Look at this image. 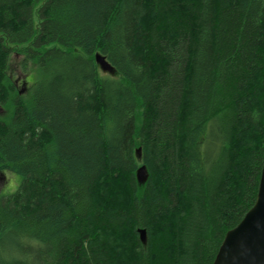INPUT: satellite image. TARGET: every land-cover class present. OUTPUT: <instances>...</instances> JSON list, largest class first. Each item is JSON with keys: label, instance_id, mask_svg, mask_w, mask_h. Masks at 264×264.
I'll return each instance as SVG.
<instances>
[{"label": "trees", "instance_id": "1", "mask_svg": "<svg viewBox=\"0 0 264 264\" xmlns=\"http://www.w3.org/2000/svg\"><path fill=\"white\" fill-rule=\"evenodd\" d=\"M41 1L0 0V264H213L259 191L264 0Z\"/></svg>", "mask_w": 264, "mask_h": 264}, {"label": "water", "instance_id": "2", "mask_svg": "<svg viewBox=\"0 0 264 264\" xmlns=\"http://www.w3.org/2000/svg\"><path fill=\"white\" fill-rule=\"evenodd\" d=\"M95 59L102 71L115 72L102 54L97 53ZM140 152L141 148L137 153L140 155ZM147 175L145 166L137 170L140 183L147 180ZM139 234L142 243L146 244V230L139 229ZM213 264H264V164L253 207L237 226L227 232Z\"/></svg>", "mask_w": 264, "mask_h": 264}, {"label": "rangeland", "instance_id": "3", "mask_svg": "<svg viewBox=\"0 0 264 264\" xmlns=\"http://www.w3.org/2000/svg\"><path fill=\"white\" fill-rule=\"evenodd\" d=\"M46 0L41 1L39 4H37V6L35 7V12H34V22L36 24V27L39 26V15H38V10L39 8L44 4ZM49 47V46H47ZM50 47H53L50 46ZM21 57L13 54L12 55V73L14 75L15 80L17 81V83L19 84L20 88L23 89V91L25 93L29 92L30 89L32 88V85L28 84L27 81L31 80L32 81V77L28 76L26 77L19 68V62H20ZM21 182V177L16 175V174H12V173H5L3 175L0 176V195L1 194H10L13 193L17 190L19 184Z\"/></svg>", "mask_w": 264, "mask_h": 264}]
</instances>
